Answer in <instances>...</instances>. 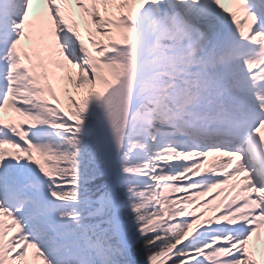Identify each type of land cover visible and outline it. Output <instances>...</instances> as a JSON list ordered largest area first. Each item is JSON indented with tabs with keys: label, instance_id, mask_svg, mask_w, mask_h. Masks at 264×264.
<instances>
[{
	"label": "snow or ice",
	"instance_id": "obj_1",
	"mask_svg": "<svg viewBox=\"0 0 264 264\" xmlns=\"http://www.w3.org/2000/svg\"><path fill=\"white\" fill-rule=\"evenodd\" d=\"M0 264H264V0H0Z\"/></svg>",
	"mask_w": 264,
	"mask_h": 264
},
{
	"label": "bare ground",
	"instance_id": "obj_2",
	"mask_svg": "<svg viewBox=\"0 0 264 264\" xmlns=\"http://www.w3.org/2000/svg\"><path fill=\"white\" fill-rule=\"evenodd\" d=\"M226 7H230L228 4H225Z\"/></svg>",
	"mask_w": 264,
	"mask_h": 264
},
{
	"label": "rangeland",
	"instance_id": "obj_3",
	"mask_svg": "<svg viewBox=\"0 0 264 264\" xmlns=\"http://www.w3.org/2000/svg\"><path fill=\"white\" fill-rule=\"evenodd\" d=\"M198 211H200V209H198Z\"/></svg>",
	"mask_w": 264,
	"mask_h": 264
}]
</instances>
